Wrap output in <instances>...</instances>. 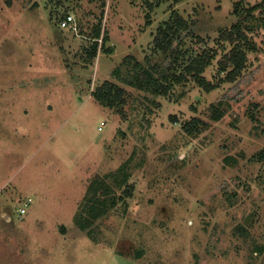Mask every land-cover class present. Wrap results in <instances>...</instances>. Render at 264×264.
<instances>
[{
  "label": "rangeland",
  "instance_id": "obj_1",
  "mask_svg": "<svg viewBox=\"0 0 264 264\" xmlns=\"http://www.w3.org/2000/svg\"><path fill=\"white\" fill-rule=\"evenodd\" d=\"M258 1L0 0V264H264V28L218 88L191 78L165 96L123 80L130 53L160 74L213 47L204 74L217 82L231 45L216 38L236 3ZM174 13L189 26L163 52L154 37ZM100 19L109 38L92 60ZM107 79L128 91L117 108L93 96ZM96 179L118 202L82 228Z\"/></svg>",
  "mask_w": 264,
  "mask_h": 264
},
{
  "label": "trees",
  "instance_id": "obj_2",
  "mask_svg": "<svg viewBox=\"0 0 264 264\" xmlns=\"http://www.w3.org/2000/svg\"><path fill=\"white\" fill-rule=\"evenodd\" d=\"M241 8V3H236L234 12L237 19L229 27L221 30L216 38V42L223 48L231 45L230 50L218 61L219 67L215 75V78L218 79L217 82H211L204 74L214 59L217 58L218 51L213 47H205L183 65L180 58L176 57V63L181 65L183 70L179 72L162 71L160 74L156 73L155 67L145 65L134 54L130 53L124 57L123 64H131L132 66L127 68L129 77L123 78V80L138 89L165 96L170 94L171 89L176 84L191 78L206 90L218 88L220 83L225 81H235L247 66L248 52L258 50L253 35L258 29L264 28V0H260L252 6L246 5ZM151 23L150 20L147 21L148 25ZM188 26V22L182 15L174 13L170 21L157 28L154 37L155 46L163 52L170 48L173 51H178L180 44H174V35H178ZM102 34V19H100L90 33L94 37V42L88 51L89 58L92 60L97 56L100 46L99 39ZM108 38V34L102 36L103 41L108 40ZM120 71V67L115 68L117 74ZM93 96L98 103L110 108H117L126 102L128 91L120 82L107 79L93 91ZM120 111L123 112V109ZM211 116L213 120L219 121L225 116V110L215 107ZM185 127L190 133L194 132L193 126L186 124ZM257 158L264 162V149L257 153ZM132 189L133 185H129L125 192L130 195ZM117 200L118 196L112 191L110 183H102L100 179L92 181L88 193L85 195L86 208L89 211L79 214L78 223L82 228H87L108 212L109 208L114 207L118 202Z\"/></svg>",
  "mask_w": 264,
  "mask_h": 264
},
{
  "label": "built area",
  "instance_id": "obj_3",
  "mask_svg": "<svg viewBox=\"0 0 264 264\" xmlns=\"http://www.w3.org/2000/svg\"><path fill=\"white\" fill-rule=\"evenodd\" d=\"M75 20V17L72 14H69L66 18L62 20V26H73L76 28L75 23L73 22ZM31 198H29L28 201L24 202V206L20 208L21 213H25L27 211V207L29 206L31 202Z\"/></svg>",
  "mask_w": 264,
  "mask_h": 264
}]
</instances>
